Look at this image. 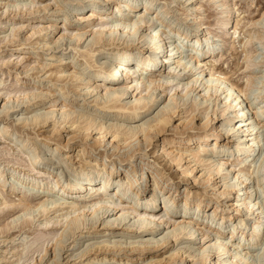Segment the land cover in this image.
I'll return each mask as SVG.
<instances>
[{"label": "bare ground", "instance_id": "bare-ground-1", "mask_svg": "<svg viewBox=\"0 0 264 264\" xmlns=\"http://www.w3.org/2000/svg\"><path fill=\"white\" fill-rule=\"evenodd\" d=\"M27 1L3 6L6 8L4 15L8 13V22L19 17L18 13L22 17L28 16L27 19H33L36 13L47 15L51 11L52 15L46 18L62 17L63 28L52 22L31 31L33 34H51L57 30L59 34L63 31L56 40L43 43L48 51L52 50L49 56L60 63L59 70L55 72V82L61 79L75 82L77 89L82 87L85 90L83 95L94 98L96 111L94 114L75 111L66 102L68 99L58 105L53 100L50 110L45 113L15 119L14 124L25 122L24 127L30 128L36 138H42L34 145L28 136H14L8 126L1 127L3 138L14 144L11 153L3 154L18 159L8 161L0 156L4 160L0 163V186L9 184L10 176L21 174V181H29L31 188L27 191L22 184V188L9 186L23 196L19 204L22 224L28 226L37 217H47L38 225L46 231L34 225L33 237L27 242L25 256L19 261L22 264H40L49 254L48 247L52 246L50 251L54 257L45 264H62L59 252L66 247L69 238L75 237L80 230H86L88 235L103 234L97 231L102 226L109 235H115L112 237L114 240L90 243L82 254L76 256L72 253L66 258L93 257L98 264L106 263L107 259L108 262L117 259L126 264H249L250 259L257 256L254 250L264 245V198L257 195L258 192L264 194V190L249 191L250 180L259 185L260 178L264 179V152H261L264 141L261 138L264 136V71L256 72L264 68V57L253 56L251 50L256 42L263 45L264 14L259 22L251 25L250 31H243L244 38L239 42L243 48L244 70L251 71L245 79V87H241L210 69L214 64L208 67L205 62L206 59L216 62L224 54V48L198 21L203 11L197 4H190L189 9L195 14V35L177 32L179 40L194 39L197 43L203 35V45L200 49H192L193 54L187 63L178 57L174 60L179 54V46L170 49L162 39L166 34L163 28L168 26L158 19L156 11L152 12L155 0L147 1L141 8L135 5V0H72L76 3V12L72 14H63L59 7L63 1L48 0L55 2L56 7L53 3L43 5L47 0ZM219 3L220 15L213 26L221 35H231L235 44L240 37L239 21L231 34L229 1L220 0ZM155 20L159 22L156 28L153 27ZM21 29H13L5 40L15 43ZM179 40L169 43L173 46ZM85 42L86 46H81ZM25 47L22 45L18 50L24 51ZM59 48L61 51L70 50L69 53L76 52L72 59L69 58L70 62H64L67 59L65 53L57 57L53 54ZM100 53L106 56V61L94 60ZM135 54L138 59H135ZM156 55L160 56H157L159 59L153 60ZM76 56L82 57L85 63ZM38 59L39 54L35 53L34 66L30 71L45 67H40ZM190 63L194 65L190 67ZM131 64H135V70ZM83 66L86 70L89 68L90 77L83 72ZM158 66L161 68L155 70L154 67ZM193 71H199L198 77L188 83H177L185 72ZM30 80L32 88L20 85L21 89H15L11 96L21 102L20 106L25 101L44 100L51 94L49 88L36 87L40 81ZM51 82L54 81L47 79V83ZM174 87L183 88L184 95L177 99L179 92L174 90L178 93L172 94ZM255 87L257 91L253 90ZM194 92H197L193 100L198 114L193 108L185 109L189 96ZM250 95L254 97L253 103L249 101ZM127 99L132 101L124 103ZM20 106L9 108L4 105L0 113L9 117L11 109L14 113L22 112L23 107L18 109ZM207 107H211V111ZM157 108L159 111L153 116ZM99 110L114 111L115 117L121 115L120 122L109 124L101 121L96 117ZM184 114L189 115L184 117ZM3 118L0 117L2 121ZM222 119L226 122L222 123ZM52 123L54 130L40 132ZM68 129L72 130L63 143L60 131ZM242 133H246L245 139ZM167 134L170 136L165 138ZM162 137L163 141L159 143ZM74 146L78 148L76 156L79 158L75 164L80 167L77 168V181L61 185L58 169L73 164V158L63 153ZM45 149L50 150L48 156L51 158L61 155L62 159L52 162L49 158H42L40 154ZM137 156L152 157L153 161L146 164L143 161L138 168L136 165L126 174L119 169L121 162H130ZM8 162H15L10 172L5 169ZM175 162L178 170H182H177L180 173L174 185L172 171L166 168V164ZM199 167H203L202 170H198ZM93 172L97 177H93ZM218 176L219 181L216 179ZM230 179L236 182L231 184ZM191 180L194 182L189 184ZM180 182L186 184L182 193ZM256 184L252 187H257ZM188 185L192 190H187ZM163 191L167 193L161 197L165 204L161 208L159 202ZM129 192L133 196H128ZM27 194L35 195L37 204L33 205ZM4 203L8 208L6 200ZM159 209L160 212L165 209V216H158ZM118 213L121 214L116 217ZM51 226H62L63 229H50ZM165 229L166 233L161 235L159 232ZM123 234H134L135 240H123L127 237ZM115 237L120 239L115 240ZM228 242L234 249L229 248ZM35 254L40 255L39 261L33 260ZM67 263L70 264L69 261Z\"/></svg>", "mask_w": 264, "mask_h": 264}, {"label": "rangeland", "instance_id": "rangeland-1", "mask_svg": "<svg viewBox=\"0 0 264 264\" xmlns=\"http://www.w3.org/2000/svg\"><path fill=\"white\" fill-rule=\"evenodd\" d=\"M21 1L28 2L27 0H0V112H3L2 108L4 105H8L9 108L17 106V105L20 106L21 102L20 101L17 102L16 97L11 98V96H13V92L15 89H18V88L21 89L20 85L23 86L22 88H25V87L32 88L31 87L32 85L30 86V84H33V82L30 79H36V80L40 81V83L36 84L37 86L36 85L35 86L40 87V88H46V89L49 88V90L51 91L50 92L51 94L47 98H45L44 100L43 99L42 100L36 99L35 101L31 100L32 102H30V103H25L26 102L25 101L24 102L25 104L23 103L20 107H18L19 110H21V108L23 107L22 112L19 111V113H14V111L11 109V111L8 113L9 117H7V115L4 113H2V114L0 113V117H5V118H3L4 121H2V119H0V129H1V127L3 128V126H6V127L8 126L10 128L11 134H13L14 136L15 135L23 136V137L28 136L31 139L32 144L34 145V144H37L38 142H40L42 138L41 137L36 138L34 132L29 130L30 128L24 127L26 125L25 122L22 123V121H20V122H18V124H14V123H16L14 121L15 119L25 118L26 116H27L26 118H28V117L31 118L30 115L32 116L34 114L41 115V114L45 113L46 111L50 110V108L52 106V104L50 102L53 100H56L57 101L56 104L58 105L64 99H66V100L68 99L66 102L68 104H70L71 107H73V110L87 112V113H91V114L92 113L94 114V112L96 111V108H95V104L93 102L94 98L90 97V96L83 95V94H85V93H83V92H85V90L82 89V87L77 89L78 87L75 85L76 84L75 82L69 81L67 79L66 80L61 79L60 82H55L57 79V77L55 75H56L57 71L59 70L58 68H60V63L56 61V58L52 59L49 56L51 54L52 50L48 51L47 48H45V46L43 47V43L49 42L52 40H56L59 35L63 34V31H61L58 34V30H57L55 32H52L51 33L52 35L47 33V32H42V34L41 33L33 34L34 32L31 31V30H33V28L37 29V27L38 28H44L47 25L51 24L52 22L59 23L58 28H63L62 17H59L57 19H55L53 17L46 18L47 15H52L51 14L52 11H51L47 15H45L43 13H38V14L36 13L37 15L35 14L33 19H27V17H28L27 15H26L27 17H25V16L22 17L18 13L19 17H16V19L13 22H8L9 21L7 18L8 13H6V15H4V10L6 8L5 9H3V8L6 7L7 3H17V2H21ZM49 1L47 0V2L43 3V5L48 4V3H50V4L53 3V6H55V4H54L55 2H53V1L49 2ZM61 1H63L64 3H63V5L60 4L61 6H59V7L63 10V14L64 13L72 14V13L76 12L75 11L76 10V3L72 2V0H57V2H61ZM135 1H136L135 5H137L141 8L149 0H135ZM219 1H217V0H155L152 3V12L156 11L157 13L155 12V14L158 16V19L164 21L166 26H168V28H165V29L163 28V30L165 31L166 34L165 35L163 34V38H162L165 41V43L167 44V46L170 49H174V47L176 45L179 46V51H178L179 54L175 55L174 60H176L178 57V58H182L183 62L188 63L189 62V56L191 54H193L192 49H198V48L200 49L201 48L200 45H203V43H204V41H203L204 39H203V35H202L203 33L199 32V34L202 35L201 36L202 39H201V41H199L197 43V41L194 39L192 41H189V40L183 41V38L181 40H179V37L177 36L178 35L177 32L180 34H183V35L184 34H188L189 36L195 35V32H194L196 30V25H195V20H194L195 14H192L189 11V9L191 10L190 4H192V6L195 4L200 6L202 8L203 15L201 16L200 20L198 19V21H201L204 24V27L207 28V30L210 31L212 33V35L215 36V40L218 39L219 42H217V43L223 44V48H224V54L222 56H219L218 60L216 62H214L213 60H208V59H206L205 62L208 64V67H210L211 63L214 64L213 67H210V69H212L213 71L220 73L225 78L229 79L231 82H233V83H235L241 87H245V79H246V77H248L250 75L251 71L244 70L245 65L243 62V48L239 42L241 39L244 38V35H243L244 32L243 31H247V30L250 31L251 28H253V26H251V25L259 22L263 18L264 0H228L229 1V7H230V10H229V12H230L229 30H231V34L234 31V26H235L236 22L239 21L238 29L240 31V37H239V39L236 40L235 44L232 43L233 39L231 38L232 37L231 35L223 36L213 26L215 19L220 15L219 13L221 11ZM162 7H164V9H162ZM54 9L55 8L53 7V10ZM187 16H188V18H187ZM158 25H159V22L155 20L153 23V27L156 28ZM15 27L19 28V29L22 28L21 30L18 31V34H17L18 39L16 38L17 37L16 36L14 39L15 43H14V41L11 43L9 41L7 42L5 40V37L7 35L11 34V31L13 29L14 30L16 29ZM259 28L260 27H257V29H259ZM152 31L153 30H150V32H152ZM30 35H32V36H30ZM172 40H174V41L179 40V42H176V44L172 46V44L169 43ZM86 42L83 44L81 43V46H86V44L88 43V42L87 43ZM21 44L24 45V47L26 46L25 47L26 49L24 51L18 50V47L22 46ZM66 47H68V46H66ZM251 50L253 51L252 52V54H254L253 56H258L260 59L263 58L264 57V42H263V45H260L259 43L256 42L251 47ZM60 51H61V49L59 48L58 51L56 50L55 52H53V54L57 57V56L61 55L62 53H65L66 54L65 58H67V59L64 62H67V63L71 61L72 56L75 55V53H76L74 51H71V53H69L70 50L61 51V52ZM58 52H60V53H58ZM148 52L150 55L151 51L148 50ZM35 53L39 54L38 60L40 63V67H41V65L42 66L44 65L46 68L41 67V68L35 69V70L32 69L30 71L31 67L34 66ZM102 53H107V52L103 51ZM102 53H100L96 57L97 59H94V60H98L101 62L106 61V56L102 55ZM157 56L160 57L159 55H156L155 59L153 58V60H158L159 58ZM138 57L139 56L137 54H135V59H138ZM69 58H71V59H69ZM77 58L81 63H85L82 57H77ZM260 59H258V60L260 61ZM163 61H164V59H163ZM4 62H6V63L4 64ZM89 62L91 65H94L93 61H89ZM191 64L192 63H190V65H189L190 67L194 65V64H192V65ZM130 66L133 70H135V68H136L135 64H131ZM167 66L168 65H166V67ZM86 67H88V65ZM84 68H85V66H83V72L85 74H88V76L90 77L92 75V73H88L89 68H87L88 70H86ZM154 68H155V70L160 69L161 66L154 67ZM28 70L30 72H28ZM257 70H256L257 73H259V72L262 73V71H264V68L257 69ZM206 73L208 74V70ZM198 74H199V71H195V72L193 71L190 73L185 72L182 77L178 78L177 83H179V82L181 84L188 83L192 79L198 77ZM208 76H209V74H208ZM261 76H262V74H261ZM16 79H19V81H16ZM47 79H52L54 82H51V84L47 83ZM87 80H89V78ZM16 84L18 85L17 87H15ZM53 85H55V86H53ZM182 89L183 88H181V87H177V88L174 87L172 94L173 93L177 94L179 92L177 94V97H176L178 99L180 97V95L181 96L184 95V92L181 91ZM174 90H177L178 92H174ZM253 90L257 91V88L255 87V88H253ZM196 93L197 92H194V93H192L193 96L192 95L189 96V98H188L189 101H187L188 104L186 103L185 109L187 111H189L190 109L193 108L196 111L195 114H198L199 110H196L197 105L193 100L194 94L196 95ZM201 94H203V93H201ZM253 98L254 97L252 95H250L249 101H252ZM129 101H132V100L127 99L123 102L126 103ZM253 102L254 101H252V103ZM155 108H153V110ZM206 109L208 111H211V107H207ZM157 111H159V108H157L155 110L154 114H152V115L154 116ZM201 113L204 115V111H201ZM115 114L116 113L114 111H111V110H99V111H97L96 117H99V119L101 121L107 122L109 124H115V123L120 122L119 120H120V116H121V115H119V116L115 117ZM152 115H150V116L152 117ZM188 115L184 114L183 116L188 117ZM57 119H59V117ZM225 122H226L225 119H222V123H225ZM50 123H51V121H50ZM124 123H125V125H129L128 122H124ZM13 124L16 125L15 128L17 131L14 130ZM12 126H13V128H12ZM68 127H69V125L66 126V128H68ZM72 129H74V128H72ZM72 129H68L66 131L65 130L60 131V132H62L61 134H62L63 143H65V139L69 137L68 133ZM52 130H54L53 129V123L51 125H49V127L42 129L40 132H50ZM245 134L246 133H242V136L244 137V139L246 138ZM262 134H264V132ZM55 135L57 136V133H55ZM168 136H170V135L167 134L165 136V138ZM237 136H238V133H237ZM163 138L164 137H162L160 139L159 143H161L163 141ZM261 138L263 139L264 136H262ZM9 141L10 140L3 138L1 130H0V151H1L0 156L3 155V157H4V158L0 157V161H1L0 163H2L4 160H7V159H8V161L9 160L11 161L12 159H14V161H16L18 159V158H14V157L12 158V156H9V155L5 156L3 154L4 152H10V153L12 152V148H13L14 144L12 145ZM262 150H264V141H263V147L261 149V152H264ZM77 151H78V148H76V146H74L73 149H71V150L67 149L63 153V154H68V156L73 158L72 159L73 164H70L68 162L69 164H68L67 168H66V166H64V168L58 169L60 179H61V185H65L67 183L73 184L75 181H77L76 175L79 172V169H77V168H80L79 164H75L79 160V158L76 156L78 153ZM24 152L28 153V150H25ZM49 152H50V150L45 149L44 151H41L40 155L42 158H45V159L49 158L51 161L53 160L52 162H54V161L59 162V160L62 159L61 155L52 156V158H51V156H48ZM22 156L23 155L20 154V157H22ZM2 158L4 160H2ZM230 158H232V157H230ZM143 161L146 164L147 162H152L153 158L152 157L151 158H146V157L141 158V156H137V157L131 159L130 162H127V161L121 162L120 163L121 167H119V169L124 171L126 174L132 167H135L137 165V168H138L140 163H142ZM14 163L13 162L6 163L5 164L6 171L9 170V172H10L13 169ZM60 165H62V164H60ZM181 165H183V163ZM166 168L171 169V171H172L171 175L174 178L173 184L175 185L178 181V179H176V176H178V173H180V172H177V170H178L177 163L175 162V163H173V165L166 164ZM202 168L203 167H199L198 170H202ZM181 170L182 169H179L178 171H181ZM20 175L21 174L17 173L14 177L10 176V179L8 181L9 184H7L5 187L0 186V264H22V262L19 261V259L23 258V256H25L24 255L25 254V247H26L27 242L30 240V238L33 237L32 232L34 230V225L39 227L38 225L40 224V222H44L47 218L46 216L37 217L35 220H32L33 222L31 224H29L28 226L22 224L23 223L22 211H21L19 204H20V200L23 198V196L21 197V194L18 191H16V192L13 191L12 187L9 186V185H13V186L17 185L19 188H22V186H23L24 190L28 191L31 188V184L29 183V181H26V182L24 181V183H23L20 179ZM92 175H93V177H97L96 172H93ZM259 175H261V174H259ZM216 179L218 181L221 180V179H219V176L216 177ZM228 181L231 184H234L233 182H236V181L232 182L231 179ZM192 182H194V180H191L189 182V184ZM249 182H248L249 183V191L264 190V188H263L264 187V179L262 180V178H260L259 185L256 184L257 182H255L257 187H254V188L252 187L255 185L253 180H250ZM21 184H22V186H21ZM150 184H152V183H150ZM221 185H222V183H221ZM185 188H186V184L183 182H180L179 189H180L181 193L184 191ZM187 188H188L187 190H192V189H190V186ZM164 193L166 195L167 191H165V192L163 191V193H161L160 199ZM257 195L260 196V198H262V199L264 198V194H262L260 192H258ZM128 196H133V195L131 194V192H129ZM27 198H28V200H30L32 202L33 205L37 204V202H38L36 200L35 195H30V194L28 195L27 194ZM181 199H182V196L179 198V200H181ZM5 200L8 204L7 207L9 206L8 208H6V205L4 203ZM159 203H161V208H164L165 204H164L163 198L160 200ZM157 212H158V216H165V214H164L165 209H162L161 212L159 209V210H157ZM120 214L121 213H118L116 215V217H118ZM14 220H15V223H13ZM49 228L50 229H53V228L60 229L61 228L60 231H62V229H63L62 226H51ZM49 228H47V230ZM38 229H40L42 231L43 230L46 231L45 230L46 228L41 227V226ZM97 231L103 232V234H97V235L96 234H89L88 235V234H86L87 233L86 230H80V231H78V233H76L75 237H73L71 239L69 238L67 241V244H65L66 247L62 249L63 251L61 250V252H59V256H62V257H60V260H61L60 262H62V264H68L67 263L68 261L70 264H98V262L94 261L93 257L88 258L86 256L84 258H79V259H76L77 257H72L73 259L70 258V260H68L69 258H66L67 256H70V254H72V253H73V255H76V256L79 254H82L83 250L90 243L101 242L104 240L105 241L106 240H114V238H112V237L115 235H112V236L109 235V232H105L106 230H102V226H100ZM105 233H106L107 237H105L106 236ZM159 233H161V235H164L166 233V229L164 231H160ZM123 235L128 237V238L127 237L123 238V240H135L134 234H129V235L123 234ZM129 236H132V238L129 239L130 238ZM88 237H90V238H88ZM119 239H120L119 237H115V240H119ZM235 243L233 242V244H235ZM228 246H229V248L234 249V247H232V245L229 242H228ZM49 247H48L49 254H48L47 258H45V260H43L44 262L42 261V263H40V264H45V262L48 259L51 260L54 257V253H52L53 251L52 252L50 251L52 246H49ZM255 250H254V255L256 254L257 256L253 259H250L249 264H264V256L262 255V253H264V245H262V246L260 245ZM60 253H61V255H60ZM258 256H259V258H258ZM226 257L227 256H225V258ZM258 259H260V260H258ZM33 260L39 261L40 255L35 254V256H33ZM89 260L91 261L90 263H89ZM112 262L113 261L108 262V259L106 261L107 264H120V263L126 264V263H122V262L117 261V259L113 263ZM30 263L31 262H26L24 264H30ZM106 263H104V264H106Z\"/></svg>", "mask_w": 264, "mask_h": 264}]
</instances>
